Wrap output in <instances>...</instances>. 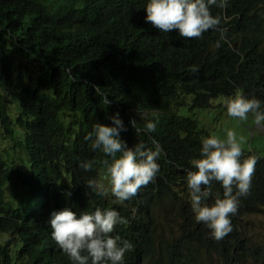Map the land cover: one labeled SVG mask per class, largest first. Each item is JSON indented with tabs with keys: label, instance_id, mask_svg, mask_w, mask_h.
<instances>
[{
	"label": "trees",
	"instance_id": "16d2710c",
	"mask_svg": "<svg viewBox=\"0 0 264 264\" xmlns=\"http://www.w3.org/2000/svg\"><path fill=\"white\" fill-rule=\"evenodd\" d=\"M146 2L0 0V264H71L51 237L49 214L98 207L127 220L110 234L133 245L125 264H264V233L242 224L264 215V153L242 150L241 160L256 157L250 188L230 217L233 230L213 239L194 220L185 183L209 135L182 111L237 93L264 106V0L211 6L220 31L198 39L146 23ZM144 111L157 113L155 132L129 123L142 126ZM116 114L128 147L161 148L154 181L122 204L87 187L107 177L102 161L112 158L84 137ZM85 161L88 171L79 167ZM212 191L222 198L218 182Z\"/></svg>",
	"mask_w": 264,
	"mask_h": 264
},
{
	"label": "clouds",
	"instance_id": "9594fccd",
	"mask_svg": "<svg viewBox=\"0 0 264 264\" xmlns=\"http://www.w3.org/2000/svg\"><path fill=\"white\" fill-rule=\"evenodd\" d=\"M213 5L224 9L228 0H147L143 7L144 19L160 32L178 30L181 37L198 39L206 31H220L221 17L209 11ZM219 46L217 40L214 47ZM94 91L103 95L104 105L110 103L99 87L94 86ZM223 104L227 116L239 121H248L251 116L253 125L264 126V106L259 99L237 93L225 99ZM110 119L111 124L96 122L84 137L91 141L93 150L112 158L102 161L108 184L98 185L100 180L106 179L102 177L98 178L96 185L90 181L87 187L94 188L98 196H112L113 203L122 204L134 197L141 187L154 181L159 171L156 161L161 156V148L155 142L152 149L143 143L128 147L120 138L124 126L118 114ZM140 119L144 121L142 126L129 122L136 133L156 131L157 113L144 111ZM199 151L200 157L191 161L194 170L188 171L185 178L190 207L194 220L203 223L212 238L218 241L233 230L230 217L237 211L238 198L249 191L256 157L240 159L241 143L232 130H227L224 139L216 136L202 139ZM79 167L88 171L92 165L85 161ZM213 182L221 185L222 198L212 191ZM210 197L213 199L211 205L205 203ZM47 223L52 239L71 264H125L124 254L133 247L129 241L110 235L116 225L127 223L115 208L98 207L79 215L69 208H62L51 211Z\"/></svg>",
	"mask_w": 264,
	"mask_h": 264
},
{
	"label": "rangeland",
	"instance_id": "374dc122",
	"mask_svg": "<svg viewBox=\"0 0 264 264\" xmlns=\"http://www.w3.org/2000/svg\"><path fill=\"white\" fill-rule=\"evenodd\" d=\"M224 100H215L217 102L208 110H187V107H184L182 111H186L193 118L197 119L199 126L205 129L209 136H216L217 138L224 139L227 130H232L240 141L242 150H249L250 152H257L260 154L264 153L263 127L253 125L251 116H249L248 121H239L237 118L227 116L223 104ZM219 102L220 106L218 105ZM107 184V178L98 182V185L107 186ZM242 224L249 234L260 235L264 233V215L244 218ZM14 260L15 259L12 260V264H14Z\"/></svg>",
	"mask_w": 264,
	"mask_h": 264
},
{
	"label": "bare ground",
	"instance_id": "6f19581e",
	"mask_svg": "<svg viewBox=\"0 0 264 264\" xmlns=\"http://www.w3.org/2000/svg\"><path fill=\"white\" fill-rule=\"evenodd\" d=\"M237 11H238V10H237ZM260 43H261V42H260ZM260 43H259V44H260ZM259 44H258V45H259ZM258 48H259V47H258ZM202 116H203V115H202ZM202 116H201V117H202ZM195 117H197V116H195Z\"/></svg>",
	"mask_w": 264,
	"mask_h": 264
}]
</instances>
